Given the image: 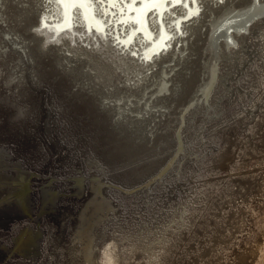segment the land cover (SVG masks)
Returning <instances> with one entry per match:
<instances>
[{
  "label": "rangeland",
  "instance_id": "374dc122",
  "mask_svg": "<svg viewBox=\"0 0 264 264\" xmlns=\"http://www.w3.org/2000/svg\"><path fill=\"white\" fill-rule=\"evenodd\" d=\"M91 1L108 42L0 0V264H264V15L211 44L255 0L150 10L149 60L128 0Z\"/></svg>",
  "mask_w": 264,
  "mask_h": 264
},
{
  "label": "bare ground",
  "instance_id": "6f19581e",
  "mask_svg": "<svg viewBox=\"0 0 264 264\" xmlns=\"http://www.w3.org/2000/svg\"><path fill=\"white\" fill-rule=\"evenodd\" d=\"M112 1H115V0H112ZM184 1L185 0H132L129 2V0H128V2H127L128 5L125 3L124 6L126 7L127 10L129 8H132V10H133L132 11L133 13H131V15L134 16V19L129 18V20H131V21L136 20L139 27L142 29V31L148 37L152 38V40H153V45H151L147 49L146 53L144 52L146 59L149 60L151 55L153 53L155 54V52L157 54V52H159L158 50H161L163 47H165L166 46L165 44L167 43V41H169L168 43H170L172 41L171 39L174 37V36L170 37V35H172L173 32L171 34V30H167L164 26H163V28L161 27L162 28L161 30H156V31L150 30L148 27V24H147V18H146L147 13L152 9H155L157 12L160 13V12L164 11L165 9H167V7L169 5L173 6L174 4L182 3ZM260 1L261 0H255L253 3L254 5L250 6V8L248 7L246 9H243V12H240L237 14H232L233 18H235L238 21V23H240V24L242 22H245L246 19H250L248 24H246L245 26L240 27V28H230V30H228L226 32H223V30L218 31V29H217V31L214 33L215 36L213 35V39L211 38V43L213 41H214V43H217L219 40H223L224 37L229 39V43H234V40L231 38L232 32L242 31L247 26H249L248 27V29H249L250 26L255 22L254 20L252 22L253 18H256L260 15H264V4H259ZM60 2L62 5V10H63L62 14L60 13L56 18H54V20L50 21L49 24H47L48 30L54 36L59 35V34H61L60 32H65L66 30H71V29L74 30V23H75V19L77 16L75 9L80 8L85 13V16H86L85 19H86L87 23L89 25H91V28L94 29L98 34H100L101 37H103L102 39H105L108 42L107 35L104 33L105 32V26H106L105 23H103L104 20L100 16L99 11L96 10L97 9L96 5L93 4V2L91 0H60ZM194 3H193L192 7L197 6V5H194ZM256 4H258V5H256ZM113 5H116V4L113 3ZM188 7L190 8V6H188ZM197 9H198V7H196V12H198ZM231 19H232V17H231ZM250 22H251V24H250ZM75 27H77V24L75 25ZM222 35H224V36H222Z\"/></svg>",
  "mask_w": 264,
  "mask_h": 264
},
{
  "label": "water",
  "instance_id": "95a60500",
  "mask_svg": "<svg viewBox=\"0 0 264 264\" xmlns=\"http://www.w3.org/2000/svg\"><path fill=\"white\" fill-rule=\"evenodd\" d=\"M177 4H178V3H177ZM256 18H257V17H256ZM256 18H253V19H252V22H253V20H255ZM250 24H251V22H250ZM250 24H249V25H250ZM248 27H249V26H247V27H246L245 29H243L242 31H244V30L247 31V30H248ZM211 44H212V43H211ZM212 46L216 48V43L212 44Z\"/></svg>",
  "mask_w": 264,
  "mask_h": 264
}]
</instances>
